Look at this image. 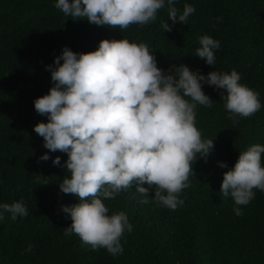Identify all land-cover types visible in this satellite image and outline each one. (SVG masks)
Instances as JSON below:
<instances>
[{
  "label": "trees",
  "instance_id": "trees-1",
  "mask_svg": "<svg viewBox=\"0 0 264 264\" xmlns=\"http://www.w3.org/2000/svg\"><path fill=\"white\" fill-rule=\"evenodd\" d=\"M55 3L0 0V203L23 199L28 208L26 217L13 221L6 213L0 221V264H264V192L254 190V199L239 206L241 216L233 212L232 198L219 192L223 173L239 153L264 145V0H176L181 12L184 4L195 8L186 24L173 25L165 6L155 21L127 30L74 20ZM162 21L171 32H164ZM204 35L220 42L213 66L195 56ZM122 38L146 43L165 72L180 64L205 76L235 69L240 82L259 93L261 108L234 122L221 100L226 91L202 85L213 105H197L196 126L203 139L213 138V151L207 162L199 157L194 162V175L181 194L185 203L175 211L154 201L140 203L135 186L103 201L109 215L124 211L133 226L121 237L122 254L114 257L104 248L92 250L76 234L64 235L71 219L62 206L79 202L59 188L70 175L64 168L67 154L46 149L33 126L47 122L34 100L53 86L45 66L53 65L64 47L85 53L102 39ZM45 153L47 161L40 159ZM56 156L60 166L52 163ZM152 195L150 190V200Z\"/></svg>",
  "mask_w": 264,
  "mask_h": 264
},
{
  "label": "clouds",
  "instance_id": "clouds-1",
  "mask_svg": "<svg viewBox=\"0 0 264 264\" xmlns=\"http://www.w3.org/2000/svg\"><path fill=\"white\" fill-rule=\"evenodd\" d=\"M175 4L176 0H56L55 7L74 20L127 30L155 21L165 6L173 25L186 24L195 8L184 4L181 12ZM161 27L172 31L169 22L162 21ZM199 43L195 56L213 66L219 40L204 35ZM45 67L53 86L34 100V108L47 122H37L33 130L50 152L67 154L64 168L70 175L59 188L79 202L62 206L71 219L64 235L76 234L92 250L104 248L114 257L122 254L121 237L133 226L124 211L109 215L103 201L135 186L143 197L140 203L154 201L175 211L185 203L181 194L194 175V162L198 157L207 162L213 151V138L203 139L196 126L197 105H213L202 85L226 91L221 100L234 122L261 108L259 93L242 84L235 69L213 70L205 76L180 64L165 72L146 43L127 38L102 39L96 50L85 53L64 47L53 65ZM40 159L47 161L49 156L45 153ZM52 163L60 166V157ZM218 166L227 168L225 162ZM254 190L264 192V145L260 144L239 153L234 166L223 173L219 192L232 198L237 206L233 212L241 216L239 206L254 199ZM6 213L15 221L26 217L28 208L23 199L0 203V221ZM31 249L29 245L26 250Z\"/></svg>",
  "mask_w": 264,
  "mask_h": 264
}]
</instances>
